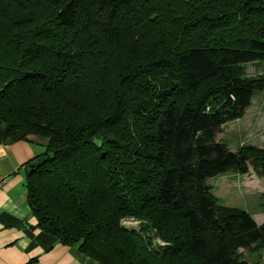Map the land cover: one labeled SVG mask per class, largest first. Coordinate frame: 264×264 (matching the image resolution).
I'll return each instance as SVG.
<instances>
[{
	"label": "trees",
	"instance_id": "trees-1",
	"mask_svg": "<svg viewBox=\"0 0 264 264\" xmlns=\"http://www.w3.org/2000/svg\"><path fill=\"white\" fill-rule=\"evenodd\" d=\"M264 0H0V142L28 160L35 227L97 264H264V222L204 179L264 174V149L215 135L264 73ZM141 220L151 248L121 225Z\"/></svg>",
	"mask_w": 264,
	"mask_h": 264
},
{
	"label": "crops",
	"instance_id": "crops-1",
	"mask_svg": "<svg viewBox=\"0 0 264 264\" xmlns=\"http://www.w3.org/2000/svg\"><path fill=\"white\" fill-rule=\"evenodd\" d=\"M45 141L27 135L0 142V264H97L74 246L61 244L35 227L25 197L24 164L44 150Z\"/></svg>",
	"mask_w": 264,
	"mask_h": 264
},
{
	"label": "rangeland",
	"instance_id": "rangeland-1",
	"mask_svg": "<svg viewBox=\"0 0 264 264\" xmlns=\"http://www.w3.org/2000/svg\"><path fill=\"white\" fill-rule=\"evenodd\" d=\"M247 75L264 73L259 63L244 65ZM216 140L223 141L230 149L241 144H251L264 149V89L256 91L250 104L244 109L241 117L221 124L215 135ZM211 186L212 193L223 205L237 206L248 212L255 221L264 219V174L249 169L240 174L228 170L204 179ZM141 220L128 217L121 220V225L129 232L137 234L142 240L149 238V246L156 251L164 245L153 230H141ZM241 256L249 261L263 258L264 244L259 250L239 249Z\"/></svg>",
	"mask_w": 264,
	"mask_h": 264
}]
</instances>
